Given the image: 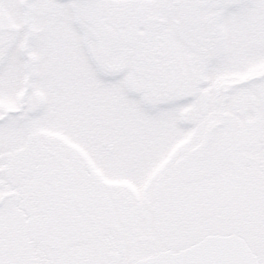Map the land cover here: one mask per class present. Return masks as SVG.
I'll list each match as a JSON object with an SVG mask.
<instances>
[{
	"label": "snow or ice",
	"instance_id": "snow-or-ice-1",
	"mask_svg": "<svg viewBox=\"0 0 264 264\" xmlns=\"http://www.w3.org/2000/svg\"><path fill=\"white\" fill-rule=\"evenodd\" d=\"M0 264H264V0H0Z\"/></svg>",
	"mask_w": 264,
	"mask_h": 264
}]
</instances>
